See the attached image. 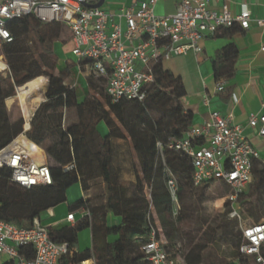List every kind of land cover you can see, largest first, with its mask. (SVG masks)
I'll use <instances>...</instances> for the list:
<instances>
[{"label":"trees","instance_id":"16d2710c","mask_svg":"<svg viewBox=\"0 0 264 264\" xmlns=\"http://www.w3.org/2000/svg\"><path fill=\"white\" fill-rule=\"evenodd\" d=\"M6 28L12 42L0 47L8 68L7 75H0V150L23 132L24 125L21 118L11 117L5 102L11 106L15 88L28 83L17 97L25 105L30 94L40 87L33 82L45 77L44 101L35 111L26 137L44 151L52 185L25 189L10 181L9 170H0L1 222L30 228L42 213L66 203L65 192L79 184L82 197L68 205L67 210L75 213L86 207L90 222L79 219L73 226L47 228L50 241L65 244L71 251L61 264H81L88 260L95 264H144L137 240H147L150 236L154 223L150 202L168 250L171 253L178 250L185 264H253L251 258L239 253L242 233L238 221L228 217L229 203H225L223 214L213 219L199 215L194 199L198 197L200 203L202 193L211 184L194 187L190 159L168 148V142L182 140L192 124V114L181 103L186 91L179 77L160 63L153 68V83L144 87L146 94L142 101L122 100L112 104L105 93L106 80L87 75L89 95L78 102L75 88L69 84L73 83L74 67L85 74L86 63L65 61L58 75L52 74L58 70L59 61L54 45L67 29L59 23H40L31 16L11 20ZM240 31L238 27L223 29L218 37L230 40ZM236 59L233 45L217 52L213 61L216 82L232 79ZM40 102V99L31 101L35 106ZM100 123L107 128L105 135L98 131ZM113 141L129 143L135 154L138 169L135 167L131 193L121 184L120 170L114 167ZM34 152L40 155L37 148ZM169 178L178 188L180 211L175 219L166 187ZM95 181H100L105 190V200L100 206H95L89 195ZM258 183L262 184L259 189ZM252 186L256 188L254 194ZM225 189L229 193L230 189ZM249 189L248 197L252 196V201H243L242 214L256 223L257 215L264 214V201L259 193L260 189L264 190V166L256 162H253ZM241 199L245 200L244 193L238 195L237 200ZM109 217L118 219V225L110 227ZM85 229L90 230L91 250L79 253L76 252L78 234ZM222 247L226 248L224 252ZM19 253L27 259L33 258L31 248L22 247Z\"/></svg>","mask_w":264,"mask_h":264},{"label":"built area","instance_id":"2783aa9c","mask_svg":"<svg viewBox=\"0 0 264 264\" xmlns=\"http://www.w3.org/2000/svg\"><path fill=\"white\" fill-rule=\"evenodd\" d=\"M159 1L142 0L123 10L122 28L120 23L108 25L109 14L100 9H87L79 0H0V47L12 42L6 28L11 20L31 16L43 24H62L70 35V54L76 64L85 62L86 75L105 79V93L112 104H116L122 100L142 101L146 94L144 87L154 81V66L172 57L200 54L199 42L205 34L232 27L245 31L251 22L247 6L232 15L225 7L213 10L211 0H173L174 14L157 16L155 7ZM258 25L264 23L258 22ZM0 64V75H7L8 68L2 55ZM223 86L224 81L218 82L216 93H222ZM20 88H15L17 97ZM33 97L31 94L30 100ZM40 97L42 100L37 108L44 101L43 95ZM203 105L207 107L208 101L204 100ZM37 108L27 122L21 108L23 132L0 150V170H9L10 181L25 189L52 185L44 151L26 137ZM261 109L260 114L249 115L246 126L264 142V103ZM157 147L161 149L160 144ZM36 148L40 155L34 153ZM168 148L190 159L194 187L217 183L232 191L225 200L230 205L228 217L236 219L241 228L239 253L251 258L253 264H264V216L258 222L246 225L235 208L238 195L252 181L253 162L258 159L250 140L243 135V128L233 122L232 116L211 112L208 122L199 129H190L182 140H170ZM166 187L175 219L180 211L178 188L172 178L167 180ZM146 197L150 202L147 191ZM150 210L154 222L150 236L147 240H137L143 263L185 264L178 250L176 253L168 250V242L151 202ZM75 214L90 222V212L83 207L67 214V225L75 224ZM47 228L39 219H34L27 229L0 221V256L13 264H61L71 251L65 244L50 241ZM22 247L31 248L32 259L19 253Z\"/></svg>","mask_w":264,"mask_h":264},{"label":"crops","instance_id":"0c3cea01","mask_svg":"<svg viewBox=\"0 0 264 264\" xmlns=\"http://www.w3.org/2000/svg\"><path fill=\"white\" fill-rule=\"evenodd\" d=\"M83 1L94 5L99 0ZM140 1L142 0H104L100 10L110 15L108 25L120 23L122 28H124V22L120 18L123 10L136 5ZM242 6H247L251 14V22L247 30L240 31L230 40L218 37L220 34L218 32L215 34H205L199 42L202 50L200 54L194 55L189 53L186 56L176 58V60L169 63L166 67L164 63L162 66L165 70H169L176 77H179L184 85L186 96L181 100V103L184 109L192 114L190 129H199L203 124L208 122L211 112H218L221 116L230 115L233 122L243 128V135L250 140L252 147L257 152L258 159L254 162L260 166H264V142L246 126L249 115L260 114L262 111L261 106L264 103V25H258V22L264 23V0H211V8L213 10L219 11L225 7L232 15L238 14ZM174 12L175 3L173 0H160L155 7V14L157 16H168L174 14ZM228 45H233L237 50L234 75L232 79L224 81L223 92L216 93V84L218 82L215 81L213 75V61L217 52ZM54 50L59 58L58 70L54 71V75L57 76L58 71L63 69L65 61L74 58L70 54V43L67 52L61 50L59 43L54 45ZM73 71L74 69L72 70L73 83L69 85L75 88L76 95L77 88L80 85V87L86 89L85 97L88 96L89 91L85 80L87 75L82 73L78 68V74L75 77L73 76ZM40 79L41 86L44 88L47 83L45 82L46 79L44 77H40ZM204 100L208 101L207 107L203 105ZM31 101L28 97L25 105L20 104L26 121L29 120L30 110L38 106L32 104ZM6 107H8L7 104ZM98 131L101 135H104V128L102 129L98 126ZM250 185H252V181L244 192L241 193H244L245 203L252 201V198L248 197ZM251 189V193L254 194L256 188L252 186ZM70 204L67 203V208ZM235 208L238 211H242V208L238 204L235 205ZM54 211V209H51L42 213L39 217L40 223L46 225V227L66 224L65 218L69 214L68 210L67 214L61 217L55 215ZM239 213L244 216L242 212ZM263 216L264 214L262 213L258 214L256 220H260ZM47 217L53 218V221L44 224L43 222L47 221ZM246 218L252 220V217ZM87 249L91 250V234L90 247L85 250ZM76 252L82 253L78 245ZM4 263H7V259L1 257L0 264ZM84 263L95 264L93 260L84 261Z\"/></svg>","mask_w":264,"mask_h":264},{"label":"rangeland","instance_id":"374dc122","mask_svg":"<svg viewBox=\"0 0 264 264\" xmlns=\"http://www.w3.org/2000/svg\"><path fill=\"white\" fill-rule=\"evenodd\" d=\"M69 40H70V35L65 30L60 35V38H59V46L61 47V50H63L64 52H67L69 49ZM0 55H1V51H0ZM176 58H180V57H172L169 61L164 62V66L166 67L169 63L176 60ZM69 61L70 62L74 61V63L76 62L75 59H71ZM52 74H54V72ZM77 74H78V67L75 66L74 71H73V76H75V75L77 76ZM86 74H87V72H85V75ZM29 83H31V82H29ZM33 83H35V85L39 87V86H41V79L38 78ZM27 84H25V85H27ZM25 85H23V86H25ZM43 91H44V88H42V87L36 91H33L31 94H33L34 97L31 100L40 99V101H41L42 98L40 96L43 95ZM85 93H86V89H83L79 85L77 88L78 100L82 101L83 98L85 97ZM14 97L15 98H11V99H13V104L9 107H6L7 112L11 115L12 118H15V119L21 118L22 119L23 115L21 114V106L19 105V101L16 98L17 96L15 95ZM5 106H6V104H5ZM33 110H34V108H33ZM33 110H30L31 114L33 113ZM72 118H73V116H72ZM22 121H24V120L22 119ZM99 126L102 129L104 128V135H105L107 133V128H106L105 124L100 123ZM113 148H114V152H115L114 167L117 168L118 170H120L121 184L128 190L129 193H131L134 190V185H135V179H134L135 167H136V170L138 169L135 154L133 153L129 143L124 142V141H113ZM35 154H37V153H35ZM47 162H48V160H47ZM258 184H259L258 185V189H259V188H261L262 184H260V183H258ZM92 185L93 186L90 190L89 195L93 199V204L95 206L103 205L104 200H105V190H104L103 185L101 184L100 181H95ZM227 192L228 191L225 189V187L220 186L217 183L211 184L202 193L200 203H198V197H196L194 199V204L197 203L198 214L201 215L202 217H206L209 219H213V218L223 214V212L225 210V203L227 202L225 200V198H226L227 194H230L232 191L229 190V193H227ZM65 193H66L67 202L56 207V208H54V210H55L54 214L59 215V217L67 214V203L72 204L74 201L79 199V197H81V189H80L79 184L73 185ZM259 193H260L261 199L264 201V190L260 189ZM250 197L252 198V196H250ZM243 201H244L243 199H241V201L237 200L236 204H238L240 206V208H242V206H244ZM239 212H242V211H239ZM240 216H241V219L244 220V221H242L243 224L249 225V224L254 223L253 220L246 218L245 216H242L241 214H240ZM75 217H76V220L80 219L79 214H75ZM46 219H47V221L43 222L44 224H47V223H50L51 221H53V218L47 217ZM108 220H109L108 224L110 227H113L114 225H118V223H119L118 219H111L109 217ZM43 226L46 227V225H43ZM78 247H79V250L81 252L83 250H85L86 248L90 247V232L88 229L82 230L78 234ZM221 250H222V252H224L226 250V248L222 247ZM0 258H1V256H0Z\"/></svg>","mask_w":264,"mask_h":264},{"label":"water","instance_id":"95a60500","mask_svg":"<svg viewBox=\"0 0 264 264\" xmlns=\"http://www.w3.org/2000/svg\"><path fill=\"white\" fill-rule=\"evenodd\" d=\"M79 1H81L83 6L87 9H100L104 3V0H99L97 4L90 5V4H87L86 2H84L83 0H79ZM81 264H85V263L83 262Z\"/></svg>","mask_w":264,"mask_h":264},{"label":"bare ground","instance_id":"6f19581e","mask_svg":"<svg viewBox=\"0 0 264 264\" xmlns=\"http://www.w3.org/2000/svg\"><path fill=\"white\" fill-rule=\"evenodd\" d=\"M0 67H1V64H0ZM20 92H21V88H20V90H19V94H20ZM19 105H20V102H19ZM25 119V118H24ZM26 121V120H25ZM27 122V121H26ZM34 153H36V152H34Z\"/></svg>","mask_w":264,"mask_h":264}]
</instances>
